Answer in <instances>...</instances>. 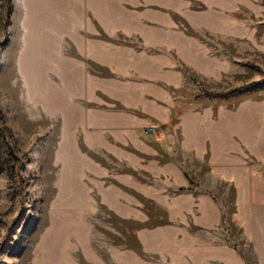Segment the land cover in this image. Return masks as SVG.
<instances>
[{"label":"crops","instance_id":"crops-1","mask_svg":"<svg viewBox=\"0 0 264 264\" xmlns=\"http://www.w3.org/2000/svg\"><path fill=\"white\" fill-rule=\"evenodd\" d=\"M4 57L99 264H264V95L227 93L264 76V0H14Z\"/></svg>","mask_w":264,"mask_h":264},{"label":"rangeland","instance_id":"rangeland-1","mask_svg":"<svg viewBox=\"0 0 264 264\" xmlns=\"http://www.w3.org/2000/svg\"><path fill=\"white\" fill-rule=\"evenodd\" d=\"M13 9L14 0H0V264H99V250L90 252L94 244L90 235L110 232L89 215L73 217L51 208L56 171L50 142L55 121L27 105L16 71L4 57ZM242 88L251 96L264 95V76ZM205 92L211 97L225 95ZM73 220L78 224L73 226ZM126 244L121 262L132 264ZM113 245L106 242V257L100 251L102 264H119ZM154 258L139 250V264Z\"/></svg>","mask_w":264,"mask_h":264},{"label":"trees","instance_id":"trees-1","mask_svg":"<svg viewBox=\"0 0 264 264\" xmlns=\"http://www.w3.org/2000/svg\"><path fill=\"white\" fill-rule=\"evenodd\" d=\"M240 91V89H235V90H233V91H230L228 94H235V93H237V92H239Z\"/></svg>","mask_w":264,"mask_h":264}]
</instances>
